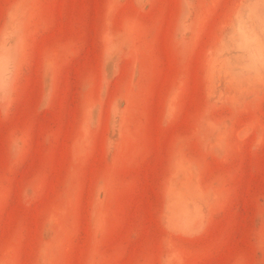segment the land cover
I'll use <instances>...</instances> for the list:
<instances>
[{
	"label": "rangeland",
	"instance_id": "374dc122",
	"mask_svg": "<svg viewBox=\"0 0 264 264\" xmlns=\"http://www.w3.org/2000/svg\"><path fill=\"white\" fill-rule=\"evenodd\" d=\"M0 264H264V0H0Z\"/></svg>",
	"mask_w": 264,
	"mask_h": 264
}]
</instances>
